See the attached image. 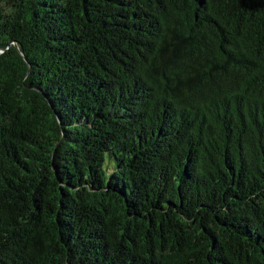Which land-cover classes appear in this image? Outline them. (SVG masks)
I'll return each mask as SVG.
<instances>
[{
	"label": "trees",
	"instance_id": "trees-1",
	"mask_svg": "<svg viewBox=\"0 0 264 264\" xmlns=\"http://www.w3.org/2000/svg\"><path fill=\"white\" fill-rule=\"evenodd\" d=\"M0 264H264V0H0Z\"/></svg>",
	"mask_w": 264,
	"mask_h": 264
}]
</instances>
